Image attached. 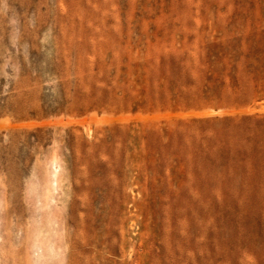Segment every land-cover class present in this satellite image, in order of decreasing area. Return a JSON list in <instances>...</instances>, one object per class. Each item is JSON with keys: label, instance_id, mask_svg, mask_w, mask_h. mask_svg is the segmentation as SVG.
<instances>
[{"label": "rangeland", "instance_id": "obj_1", "mask_svg": "<svg viewBox=\"0 0 264 264\" xmlns=\"http://www.w3.org/2000/svg\"><path fill=\"white\" fill-rule=\"evenodd\" d=\"M0 264H264V0H0Z\"/></svg>", "mask_w": 264, "mask_h": 264}, {"label": "bare ground", "instance_id": "obj_2", "mask_svg": "<svg viewBox=\"0 0 264 264\" xmlns=\"http://www.w3.org/2000/svg\"><path fill=\"white\" fill-rule=\"evenodd\" d=\"M54 163V162H53ZM54 165H55V163H54ZM58 165H56L55 167H54V171H52L53 172V178H54V180H53V184H55L53 187H52V190L53 191H56V189H57V178H56V175H57V173H58V171H57V169H58V167H57ZM51 172V173H52ZM51 178H52V175H51ZM51 190V189H50ZM53 193V192H52ZM51 195V194H50ZM50 201H54V197L52 196V197H50ZM54 213V212H53ZM54 216V215H53ZM55 217V216H54ZM52 227V226H51Z\"/></svg>", "mask_w": 264, "mask_h": 264}]
</instances>
